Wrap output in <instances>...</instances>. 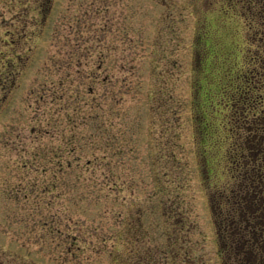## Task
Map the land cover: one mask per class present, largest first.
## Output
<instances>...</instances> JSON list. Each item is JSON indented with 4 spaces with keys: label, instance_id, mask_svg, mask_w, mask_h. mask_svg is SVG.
Returning a JSON list of instances; mask_svg holds the SVG:
<instances>
[{
    "label": "rangeland",
    "instance_id": "rangeland-1",
    "mask_svg": "<svg viewBox=\"0 0 264 264\" xmlns=\"http://www.w3.org/2000/svg\"><path fill=\"white\" fill-rule=\"evenodd\" d=\"M233 2L0 0V264H222L208 194L244 144L219 100L246 49Z\"/></svg>",
    "mask_w": 264,
    "mask_h": 264
},
{
    "label": "trees",
    "instance_id": "trees-1",
    "mask_svg": "<svg viewBox=\"0 0 264 264\" xmlns=\"http://www.w3.org/2000/svg\"><path fill=\"white\" fill-rule=\"evenodd\" d=\"M233 3L244 20L246 49L241 66L233 70L227 82L220 87L222 90L219 100L220 105L229 112V123L233 124L230 125L229 132L236 138H241L244 144L241 147L242 153L237 152L235 158L233 155L230 156L232 186L227 191L222 188L210 189L208 201L222 264H264V0H234ZM199 60L201 55L196 51L194 61L196 72L201 65ZM80 77L84 78V75ZM89 77L95 79L91 75H86V78ZM59 85H62V80L59 81ZM192 86V99L189 103L192 121L195 124L196 135L202 136L209 130L206 121L212 109L207 107L209 105L202 95L200 81L193 80ZM88 90L92 91L91 86ZM217 94L210 95L212 103L216 100ZM61 99V96L54 97V100ZM178 110L179 108L173 114L180 117ZM78 113L82 120V111L79 107L73 117L67 112L66 118L76 120ZM50 122L53 121L47 123L52 127L54 124ZM75 150L72 148L68 153H74ZM74 159L72 161L75 163ZM80 159L81 155L78 153L76 161L79 162ZM86 163L91 164L92 159L89 158L85 165ZM68 164L72 165L70 159ZM202 166L205 171L207 161L202 163ZM166 211L164 209V212ZM172 220H175V215ZM168 234L165 236L167 242L170 238ZM171 234L174 236L177 232L173 230ZM152 261L157 263L158 257H151L147 264Z\"/></svg>",
    "mask_w": 264,
    "mask_h": 264
}]
</instances>
